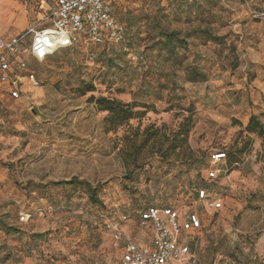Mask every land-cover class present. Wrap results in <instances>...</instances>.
Returning a JSON list of instances; mask_svg holds the SVG:
<instances>
[{
  "label": "rangeland",
  "instance_id": "374dc122",
  "mask_svg": "<svg viewBox=\"0 0 264 264\" xmlns=\"http://www.w3.org/2000/svg\"><path fill=\"white\" fill-rule=\"evenodd\" d=\"M107 1L127 28L126 49L112 48L127 53L116 60L115 71L103 65L111 50L101 53V46L80 37L44 62L26 57L40 82L30 91L31 101L0 96V264H119V252L99 216L129 215L125 227L134 237L149 239L148 231L136 230V211L146 205L171 204L181 211L194 206L195 190L208 185L205 176L214 151H224L229 161L243 154L253 160L229 173L220 211L199 208L197 258L200 264H261L264 145L244 127L251 114L263 109L264 0ZM51 3L0 0V29L16 35L47 24ZM162 29L180 35L207 29L225 38L207 42L190 37L186 50L178 49L186 61L176 67L154 47ZM186 65L204 72L206 81H187ZM89 84L94 91L81 95ZM90 95L154 105L155 112L129 124L140 130L154 125L167 135L191 109L188 144L197 160L147 156L127 179L118 152L127 127L104 131L106 113L88 102ZM248 137L251 142L244 146ZM73 177L96 188V204L83 187L54 184ZM47 206L53 211L41 213ZM20 209L31 214L27 222L19 220Z\"/></svg>",
  "mask_w": 264,
  "mask_h": 264
},
{
  "label": "built area",
  "instance_id": "2783aa9c",
  "mask_svg": "<svg viewBox=\"0 0 264 264\" xmlns=\"http://www.w3.org/2000/svg\"><path fill=\"white\" fill-rule=\"evenodd\" d=\"M50 12L47 24L31 27L7 39L0 37V96L31 101L30 91L39 88L40 82L26 57L43 62L55 51L71 47L80 37L94 45H119L125 41V28L107 0H56ZM261 16L262 13L254 15ZM224 160L222 152L210 155V168L205 176L208 185L196 191L194 206L183 211L174 207H148L137 216L136 230L148 231L147 240L134 237L125 227L132 220L129 215L122 214L118 218L100 215L112 248L119 252V264H197L190 242L194 233L202 228L199 208L205 213L220 211L223 197L230 188L229 173L253 157L244 156L230 167L224 166ZM51 211V206L40 210L41 213ZM30 218L28 211L20 209L21 222Z\"/></svg>",
  "mask_w": 264,
  "mask_h": 264
},
{
  "label": "trees",
  "instance_id": "16d2710c",
  "mask_svg": "<svg viewBox=\"0 0 264 264\" xmlns=\"http://www.w3.org/2000/svg\"><path fill=\"white\" fill-rule=\"evenodd\" d=\"M114 15L116 19L124 26L126 32V38L124 43L119 45H113L111 43L98 45L102 47L101 53H104L105 50L112 51L108 59H106V62L103 63V65H105L106 68L105 71H111V70L115 71L119 66L116 60L124 58L127 55V53H121V51L116 53L112 49L114 46H121L123 49H126L128 42L126 25L117 17L115 12ZM193 36L198 38H203L207 42L209 41L222 42L225 38V36L213 35L207 29H192L191 31L185 32L183 35H180L178 31H172V30L168 31L166 29H162L160 31V38L157 39L153 44L154 47H160L166 53L167 61L171 62L172 65L176 67H183L184 62L186 61V56L185 54H179L178 49L185 51L188 45L187 40ZM71 47H67L63 49H68ZM58 51H55L54 53L49 55L44 61H46L49 57H51L53 54H55ZM183 71L186 74V80L189 82L206 81V74L202 71H199L198 68L194 65H186L183 68ZM141 88L138 89V91L141 90ZM92 91H94L93 86L89 84L87 88L82 89L80 91V94L84 95L86 92H92ZM87 100L89 103H93L99 111L106 113V116L103 118L104 131L111 132L123 126L127 127V131L122 137V144H123L122 148L119 149L118 151L125 165V169H126L125 174L127 175L126 177L127 179L131 180L134 177V175L143 167V164L145 163V159L147 156L151 157L155 155L161 161L173 160L176 162L177 161L191 162L197 160L196 153L190 148L188 144V133L193 126V117H192L191 109L184 110L189 114L182 115V120L179 123L178 129L167 135L161 132V128L155 127L154 125H147L142 130H140L139 126L134 127L129 124L130 120L143 118L148 111L155 112L154 105L152 104H148L145 102H137L136 100H132L131 102L125 103L116 98H108L102 96L95 97L94 95H90ZM262 104H263V109L261 113L259 115L251 114L247 120L244 129L247 134L254 135L258 139H261L262 140L261 145L263 146L264 124L261 119H264V94L262 95ZM167 110L169 111L171 109H167ZM250 142H251V137H248L244 146L246 145L248 146ZM243 148L244 147L238 149L237 152L239 154H243L244 152ZM214 152H222L225 155V160H224L225 167H230L233 163L240 161L244 156H249L243 154L239 158V160L229 161L228 156L224 151H214ZM146 153L147 155H145ZM210 155L208 160L209 164H210ZM54 184L83 187L88 194L89 200L94 204L98 202V199L96 197V188L90 185L88 182L73 177L68 181L56 182ZM212 185L215 186L216 183H213ZM204 187H198L195 190L194 199L196 196V191ZM148 207L177 208L171 204H165L163 206L146 205L145 207L136 211L135 216L137 217L141 212H143ZM201 235H202V228L194 233L193 240L190 242V250L196 255V258L200 245ZM197 264H200L198 258H197Z\"/></svg>",
  "mask_w": 264,
  "mask_h": 264
},
{
  "label": "crops",
  "instance_id": "0c3cea01",
  "mask_svg": "<svg viewBox=\"0 0 264 264\" xmlns=\"http://www.w3.org/2000/svg\"><path fill=\"white\" fill-rule=\"evenodd\" d=\"M55 3H56V0H52V3L50 5L47 4L48 6L46 8L49 10V14L51 13L50 11L54 8ZM49 14L47 16H49ZM16 35H18V34H16ZM16 35H8L7 30L0 29V37H2V38L7 39V38H10V37H13Z\"/></svg>",
  "mask_w": 264,
  "mask_h": 264
}]
</instances>
